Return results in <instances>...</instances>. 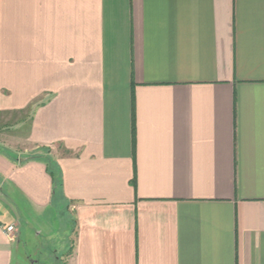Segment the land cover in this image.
<instances>
[{
  "label": "crops",
  "instance_id": "0c3cea01",
  "mask_svg": "<svg viewBox=\"0 0 264 264\" xmlns=\"http://www.w3.org/2000/svg\"><path fill=\"white\" fill-rule=\"evenodd\" d=\"M0 113V264H264V0H0Z\"/></svg>",
  "mask_w": 264,
  "mask_h": 264
},
{
  "label": "rangeland",
  "instance_id": "374dc122",
  "mask_svg": "<svg viewBox=\"0 0 264 264\" xmlns=\"http://www.w3.org/2000/svg\"><path fill=\"white\" fill-rule=\"evenodd\" d=\"M18 117H20V115L12 116L6 113H0V138L5 137L7 133L6 131H9L5 130L4 126L2 125L5 123H12L16 121ZM7 134L10 135V133ZM53 212H55V210L48 211L46 214L40 216L32 215V213L30 215H28L29 213L21 214L22 243L19 255L21 254L22 256L25 255L26 257H33L36 260H39L41 264H59L57 261V255L61 256L62 260L66 257L67 249L65 251H62V249L68 248V246L71 245L72 227L70 224L72 223L65 219L66 216L64 215V212H62V214L60 213V219L62 220V223L59 222V219L54 217L55 215ZM43 224H48V226ZM37 227H40L42 230H55L60 228L61 230L58 238L53 240L50 245H45L41 253L36 255L35 252L37 247H39L42 242L45 243V238H47V235L46 237L44 235H40L37 239V236H35ZM46 233V231L43 232V234Z\"/></svg>",
  "mask_w": 264,
  "mask_h": 264
},
{
  "label": "trees",
  "instance_id": "16d2710c",
  "mask_svg": "<svg viewBox=\"0 0 264 264\" xmlns=\"http://www.w3.org/2000/svg\"><path fill=\"white\" fill-rule=\"evenodd\" d=\"M34 158L45 159L47 167H48V171L50 172L52 179H53L54 196L60 197L59 192L62 188V177H61L60 170L58 169L56 163L52 160L51 157H43L41 155H34L31 157H27L26 159H23L22 162H25L26 160L34 159Z\"/></svg>",
  "mask_w": 264,
  "mask_h": 264
},
{
  "label": "built area",
  "instance_id": "2783aa9c",
  "mask_svg": "<svg viewBox=\"0 0 264 264\" xmlns=\"http://www.w3.org/2000/svg\"><path fill=\"white\" fill-rule=\"evenodd\" d=\"M4 231L6 235H8L9 237H12L16 232V227L14 225H8L4 228Z\"/></svg>",
  "mask_w": 264,
  "mask_h": 264
}]
</instances>
